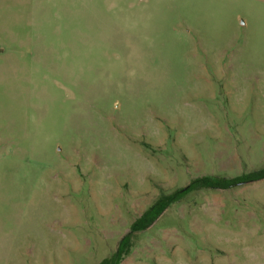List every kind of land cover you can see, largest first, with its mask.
I'll return each mask as SVG.
<instances>
[{
	"label": "rangeland",
	"instance_id": "obj_1",
	"mask_svg": "<svg viewBox=\"0 0 264 264\" xmlns=\"http://www.w3.org/2000/svg\"><path fill=\"white\" fill-rule=\"evenodd\" d=\"M264 0H0V264H264Z\"/></svg>",
	"mask_w": 264,
	"mask_h": 264
},
{
	"label": "trees",
	"instance_id": "obj_2",
	"mask_svg": "<svg viewBox=\"0 0 264 264\" xmlns=\"http://www.w3.org/2000/svg\"><path fill=\"white\" fill-rule=\"evenodd\" d=\"M264 178V167L243 173L235 177L204 175L196 177L185 186L168 194H161L147 209H145L139 217H137L130 225V232L146 227L154 220L156 215L167 205L177 201L182 194L189 191H197L201 189H225L235 186L239 183L256 181ZM130 233H127L118 244L114 254L109 258H105L99 264H118L121 258L129 251Z\"/></svg>",
	"mask_w": 264,
	"mask_h": 264
}]
</instances>
